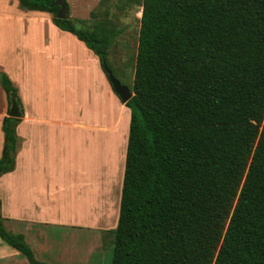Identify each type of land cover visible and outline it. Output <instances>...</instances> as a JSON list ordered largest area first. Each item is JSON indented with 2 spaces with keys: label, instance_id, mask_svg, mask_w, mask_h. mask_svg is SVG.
I'll use <instances>...</instances> for the list:
<instances>
[{
  "label": "trees",
  "instance_id": "16d2710c",
  "mask_svg": "<svg viewBox=\"0 0 264 264\" xmlns=\"http://www.w3.org/2000/svg\"><path fill=\"white\" fill-rule=\"evenodd\" d=\"M136 1L111 264H264V0ZM52 2L18 0L21 9L51 13L102 67L121 32L109 10L90 12L77 27L56 17ZM0 86L7 99L1 177L14 169L23 108L2 71ZM12 100L18 117L8 115ZM0 239L28 264H52L36 259L22 233L7 230L1 201Z\"/></svg>",
  "mask_w": 264,
  "mask_h": 264
},
{
  "label": "crops",
  "instance_id": "0c3cea01",
  "mask_svg": "<svg viewBox=\"0 0 264 264\" xmlns=\"http://www.w3.org/2000/svg\"><path fill=\"white\" fill-rule=\"evenodd\" d=\"M65 1L69 17L78 23L86 21V25L92 11L90 0ZM139 26L140 21L138 29ZM115 44L114 41L112 45ZM131 44L136 46L135 42ZM0 71L6 73L17 88L23 108L16 126L14 169L0 177L3 222L7 217L10 224L16 222L24 228L36 225L44 229L47 225L60 224L71 230L90 229L93 207L89 209V222H84L82 218L86 214L79 209L74 216L82 221L70 223L71 201H67L70 200V186L74 190L78 184L75 181L77 174L81 183L83 177H87L86 169L98 166L92 161L93 151L96 153L98 149V138L104 139L99 146L111 157L106 141V136L111 134L118 138L115 160L112 161L114 167H111L117 173L115 180L120 172V199L129 108L114 92L97 55L83 41L56 26L51 13L21 9L18 0H0ZM5 115L7 99L0 86V155L3 146L1 124ZM110 146L109 143V152ZM25 186L32 191L31 197ZM60 191L68 194L58 208L65 215H53L45 206L41 209L39 204H30V209L21 203L20 208L15 207L17 202L30 200L52 204ZM19 233L25 238L23 230ZM49 249L51 251L53 246ZM0 250L5 251L3 247ZM51 252L52 256L40 261L55 264L58 257ZM58 255L69 258V253L62 249Z\"/></svg>",
  "mask_w": 264,
  "mask_h": 264
},
{
  "label": "rangeland",
  "instance_id": "374dc122",
  "mask_svg": "<svg viewBox=\"0 0 264 264\" xmlns=\"http://www.w3.org/2000/svg\"><path fill=\"white\" fill-rule=\"evenodd\" d=\"M92 7L91 12L101 15L105 9L109 10V17L120 28L121 34L116 38V44L110 47L106 62L113 71L115 77L128 88L131 87L133 77V67L135 61V52L137 48V31L139 25V16L141 14V6L136 0H90ZM88 17V16H87ZM89 18V17H88ZM77 27H82L78 22H75ZM131 42H135L133 47ZM113 55V56H111ZM107 138V153L110 158L101 150L99 143L103 138H98L97 151H93L92 161H96V167L86 169L87 177H83L80 183V175L77 174L75 181L78 182L74 186H70V200L67 199L68 194L61 191L55 195L56 200L52 204H46L43 201H22L17 202L15 207L20 208V203L24 204V208L30 204H39L49 209L53 215H65L64 211H59V205H63V201L67 199L70 202V223L75 221L89 222L92 218V226L90 229L79 230L68 229L60 224L47 225L44 229L36 225H29L28 228L21 227L18 223H9L8 218L4 222H8L7 230L19 233L23 230L25 233L26 242L32 248L36 259L41 260L52 256L54 252L56 258L55 264H111L112 258V231L116 226L119 207V187H120V172L118 171L117 180L113 172L112 161L116 151L118 142L117 137H112L111 134ZM110 143V152L108 144ZM102 152V154H100ZM98 154V155H96ZM88 160V158H87ZM107 160V162H106ZM115 160V159H114ZM95 163V162H94ZM118 165V163H117ZM79 166V165H78ZM95 166V165H93ZM114 167V166H113ZM116 167V166H115ZM118 169V168H117ZM92 173H90V172ZM96 177H93L95 176ZM25 191L31 197L32 191L29 186H25ZM81 189V190H80ZM73 191V192H72ZM82 191V194H81ZM19 193V191H18ZM19 194H17V198ZM40 198V197H39ZM17 201H19L17 199ZM93 207V213L89 218V209ZM82 209L84 218L79 219L74 215L77 210ZM28 212V211H27ZM32 212V211H31ZM47 212V209L45 210ZM78 215V214H77ZM2 217H4L2 215ZM53 246L50 251L49 246ZM0 246L5 251L0 250V264H28L25 257L21 256L15 249L6 245L0 239ZM45 246H48L45 249ZM0 247V248H1ZM60 249L63 252L69 253V258L59 256Z\"/></svg>",
  "mask_w": 264,
  "mask_h": 264
},
{
  "label": "water",
  "instance_id": "95a60500",
  "mask_svg": "<svg viewBox=\"0 0 264 264\" xmlns=\"http://www.w3.org/2000/svg\"><path fill=\"white\" fill-rule=\"evenodd\" d=\"M51 5L59 6L55 14L57 18L67 19L69 17L65 0H53ZM102 69L106 73L114 92L119 96L121 102L125 103L127 100H129L132 97L133 92L129 90L127 86L121 84V82L113 75L111 69L107 66L105 61H102ZM8 115L13 117L20 116L18 106L15 100H12Z\"/></svg>",
  "mask_w": 264,
  "mask_h": 264
}]
</instances>
